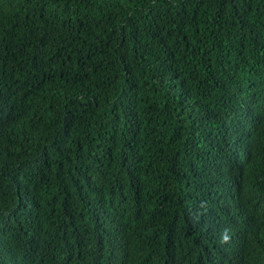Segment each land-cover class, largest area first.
Wrapping results in <instances>:
<instances>
[{"label": "trees", "instance_id": "1", "mask_svg": "<svg viewBox=\"0 0 264 264\" xmlns=\"http://www.w3.org/2000/svg\"><path fill=\"white\" fill-rule=\"evenodd\" d=\"M0 264H264V0H0Z\"/></svg>", "mask_w": 264, "mask_h": 264}, {"label": "clouds", "instance_id": "2", "mask_svg": "<svg viewBox=\"0 0 264 264\" xmlns=\"http://www.w3.org/2000/svg\"><path fill=\"white\" fill-rule=\"evenodd\" d=\"M224 239L226 240L227 238L225 237Z\"/></svg>", "mask_w": 264, "mask_h": 264}]
</instances>
